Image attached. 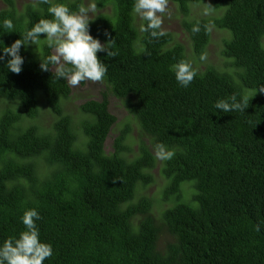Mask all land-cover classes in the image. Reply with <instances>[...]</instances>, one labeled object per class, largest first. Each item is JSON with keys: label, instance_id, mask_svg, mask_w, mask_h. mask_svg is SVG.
I'll return each mask as SVG.
<instances>
[{"label": "trees", "instance_id": "16d2710c", "mask_svg": "<svg viewBox=\"0 0 264 264\" xmlns=\"http://www.w3.org/2000/svg\"><path fill=\"white\" fill-rule=\"evenodd\" d=\"M0 1V47L10 46L40 19L52 18L50 4L42 0L21 6L17 0ZM171 1L184 16L182 29L198 56L210 36L208 22L187 17L190 5L201 0ZM134 2L96 0L110 11L90 18V33L106 43L108 32L116 55L97 53L108 68L105 91L101 99L79 104L81 137L64 111L69 84L40 67L49 51L44 34L38 45L21 48L19 74L8 70L9 57L0 60V244L18 236L25 229L24 211L36 208L40 239L54 250L44 264H264V226L255 230L264 223V92L259 90L264 0H212V8L224 7L212 23L229 32L221 53L239 72L192 65L199 71L187 88L170 70L186 61L182 43H172L170 32L157 39L138 31ZM51 3H65L71 11L83 5ZM6 19L14 31L3 28ZM197 23L200 31L193 34ZM109 92L121 99L153 147L163 143L175 150L158 169L167 182L160 200L173 202L162 213L169 233L163 247L157 245L160 229L151 199L142 195L131 202L136 186L146 188L154 180L155 157L145 148L135 158L122 155L127 126L105 151L116 121ZM233 94L248 100L244 112L215 108ZM43 99L52 117L48 127L39 124ZM184 182L191 184L189 200L181 190Z\"/></svg>", "mask_w": 264, "mask_h": 264}, {"label": "clouds", "instance_id": "9594fccd", "mask_svg": "<svg viewBox=\"0 0 264 264\" xmlns=\"http://www.w3.org/2000/svg\"><path fill=\"white\" fill-rule=\"evenodd\" d=\"M42 2L50 4L48 12L52 18L40 19L23 36L14 38L10 46L0 47L2 49L0 60H4L5 56L9 57L6 62L8 70L19 74L24 64L21 48L29 43L38 45L41 35L44 34L49 51L45 55L46 60L40 64L43 71L55 72L57 79L66 80L71 86H77L82 81H103L108 68L97 53L106 52L108 57H114L116 53L111 50V43H114V40L108 32H105V36L109 37L106 43H101L90 33L89 22L92 19L89 15L95 13L96 4L81 5L77 11H71L65 3H51V0ZM168 3L169 0H135L133 13L144 22L141 24L142 32L149 33L151 38L157 39L166 35L162 24ZM2 26L7 32L14 31V24L10 19L4 20ZM191 31L193 34L198 33L199 24L193 25ZM170 70L174 73L176 81L185 88L190 86L197 75L192 64L185 60L175 63ZM259 90L264 92V85H261ZM248 105L247 99H238L233 94L227 99L218 100L215 108L223 113H233L244 112ZM154 149L156 159L161 161H169L176 154L175 150L167 148L163 143H156ZM40 219L41 215L36 208L24 211L21 222L25 229L18 236L10 237L0 244V264H44L46 259L53 256V246L40 239L36 223ZM262 226L264 223L257 224L255 230L260 232Z\"/></svg>", "mask_w": 264, "mask_h": 264}, {"label": "rangeland", "instance_id": "374dc122", "mask_svg": "<svg viewBox=\"0 0 264 264\" xmlns=\"http://www.w3.org/2000/svg\"><path fill=\"white\" fill-rule=\"evenodd\" d=\"M36 1L37 0H17V4L21 6L25 3H35ZM81 2L84 6H87L90 3L96 4V0H81ZM211 2L212 0H201L196 4H191V12L187 17V19L202 17L208 22L207 25L210 36L204 51L198 56L193 52L188 36L182 29V19H184V16L179 12L177 4L171 0H169L166 13L163 14L162 27L165 32H170L172 34V43H182L186 61L190 62L197 69H202L203 67H205V65L210 64L220 71L225 70L231 73L239 72V69L231 64L230 59L223 56L221 53L223 40L229 36V32L226 29L217 28L212 23V19L214 18V16L220 15L224 10V7L212 9V7L210 6ZM1 6H3V3L0 1V7ZM109 7V5L103 7L96 4L95 13H90L89 18H93L98 13H108L110 11ZM133 16L135 24L141 26L142 20L134 13ZM138 31H140L139 28ZM262 42H264V36L262 38ZM201 57L204 58L201 59ZM69 86L70 95L67 99L63 100L64 111L71 115L74 122L75 132L78 136L81 137L82 134L79 129L78 121L82 114L79 111L78 106L86 99H101L102 92L105 91V84L103 81H82L77 86ZM107 96L109 102V110L116 116V121L106 138L105 151H111L113 138L118 134L120 129L127 126L128 133L124 141L127 146V150L125 152H122V155L127 158H135L140 153L141 148H145L150 151V153L155 157V149L153 147L151 137L142 131L138 121L126 111L120 98L114 96L111 92H109ZM40 102L44 103L45 105L42 104L40 106L41 110L39 115V124L42 127H48L52 117L50 116L48 111H46V101L43 99L40 100ZM154 162L156 163V167L150 170V173L153 175L154 180L149 183L146 188L136 186L131 202L136 201L142 195L151 199V214L154 217L158 228L160 229L157 245L159 247H163L165 243L169 241V233L165 229V224L162 220V213L164 209L171 206L173 202H164L160 200L161 191L163 192L162 187L166 186L167 182L165 181V177L162 175V173L158 171L162 161L156 159L154 160ZM184 183L181 185V190L183 188L185 195L189 200L191 184L188 182H186L185 184ZM182 200L187 201L184 197H182Z\"/></svg>", "mask_w": 264, "mask_h": 264}]
</instances>
